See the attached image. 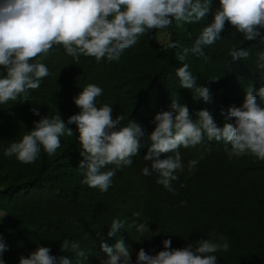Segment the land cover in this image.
<instances>
[{
	"label": "trees",
	"instance_id": "16d2710c",
	"mask_svg": "<svg viewBox=\"0 0 264 264\" xmlns=\"http://www.w3.org/2000/svg\"><path fill=\"white\" fill-rule=\"evenodd\" d=\"M218 7L219 0H210V11L199 22L178 27L173 21L166 29L146 32L115 61L105 58L97 62L83 55L74 59L63 46L54 45L48 57L40 60L51 74L42 79L39 88L30 90L27 101L22 96L0 104L4 264H19L38 247H49L52 255L68 256L72 264H101L107 259L101 242L112 246L118 239L129 247L132 264H136L141 248L154 256L165 250V239L171 240L172 249L188 244L195 248L198 241L219 235L227 237L229 251L212 253L217 264H264V161L238 155L230 144L209 141L205 136L201 144L179 149L183 169L176 171L178 179L172 181L175 192L157 183L155 172L142 174L144 167L150 168L143 157L151 143L148 134L154 130V117L173 111V101L186 105L193 119L199 110H208L223 127L233 123L225 116L229 107L242 104L244 90L250 85L257 89L264 86V70L255 63L259 51L264 50V29L261 37L247 41L226 23L221 38L205 47L203 55L189 51L180 59L184 48L191 49L211 23ZM241 48L249 50V57L233 61L230 51ZM185 63L197 85L209 88L210 103L194 100L195 90L181 87L176 70ZM4 75L6 71L0 68V77ZM88 84L103 89L97 107L111 106L113 118L123 117L120 127L134 121L146 134L140 154L132 158L131 166L116 170L107 192L83 183L84 173L78 168L83 157L75 124L67 125L73 136L60 137L61 146L51 156L41 149L34 163L24 164L15 155H4L41 117L60 114L67 124L68 118L80 111L74 98ZM33 108L39 116L33 114ZM193 160L196 165L191 168ZM114 219L123 221L124 228L109 237ZM141 223L148 225L149 231L139 233L136 226ZM65 240L78 243L85 257L79 258L71 250L61 252Z\"/></svg>",
	"mask_w": 264,
	"mask_h": 264
},
{
	"label": "clouds",
	"instance_id": "9594fccd",
	"mask_svg": "<svg viewBox=\"0 0 264 264\" xmlns=\"http://www.w3.org/2000/svg\"><path fill=\"white\" fill-rule=\"evenodd\" d=\"M209 4L210 0H0V68L6 71L0 77V104L17 101L22 96L27 101L30 90L39 88L42 79L51 74L40 60L48 57L54 45L63 46L74 59L83 55L97 62L105 58L119 60L146 32L166 29L173 21L178 27L199 22L209 13ZM226 23L243 34L244 40L261 37L264 0H219L211 23L204 27L191 49L184 48L180 59L189 51L203 55L205 47L221 38ZM261 42L264 43V38ZM229 54L233 61H240L247 59L250 52L241 48ZM255 63L258 69L264 70V50L259 51ZM176 75L182 88L195 90L194 100L212 101L209 88L197 85L187 63L176 70ZM244 91L242 104L227 110L225 118L233 123H225L223 127L217 125L206 109L196 112L197 118L193 119L189 108L177 101L171 104L173 111L156 114L154 130L148 134L151 143L143 157L150 162V168L144 167L142 174L148 176L155 172L159 177L157 183L175 192L172 181L178 179L176 171L183 169L179 149L195 147L205 136L209 141L230 144L238 155L249 154L264 161V86L257 89L250 85ZM102 94L101 87L88 84L74 98L80 111L70 116L67 124L60 114L41 117L19 142L11 143L4 155H15L24 164L34 163L41 149L51 156L61 146L60 137L73 136L67 125L75 124L83 157L78 166L84 173L83 183L107 192L116 170L131 166L132 158L140 154L141 140L146 134L134 121L120 127L123 117L113 118L111 106L97 107V97ZM31 111L40 115L36 108ZM109 165L114 167L104 170ZM189 165L194 168L196 161H190ZM4 215L0 214V220ZM136 227L141 234L149 231L143 223ZM122 228L124 222L114 219L107 235L115 236ZM171 243L165 239V250L154 256L141 248L136 264H217V256L212 253L229 251L228 239L223 235L202 239L195 248L188 244L172 249ZM100 248L107 255L101 264H132L131 251L122 239L112 246L102 241ZM6 250L0 235V264H4L2 254ZM69 250L79 258L85 257L78 243L63 241L60 251ZM19 264H72V261L65 255H52L49 247H38L28 258L22 257Z\"/></svg>",
	"mask_w": 264,
	"mask_h": 264
},
{
	"label": "rangeland",
	"instance_id": "374dc122",
	"mask_svg": "<svg viewBox=\"0 0 264 264\" xmlns=\"http://www.w3.org/2000/svg\"><path fill=\"white\" fill-rule=\"evenodd\" d=\"M164 35H165V33L161 35V41H162V42L165 40V39L163 38Z\"/></svg>",
	"mask_w": 264,
	"mask_h": 264
}]
</instances>
